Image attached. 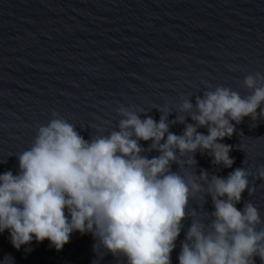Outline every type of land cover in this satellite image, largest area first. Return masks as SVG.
<instances>
[{
	"label": "water",
	"instance_id": "95a60500",
	"mask_svg": "<svg viewBox=\"0 0 264 264\" xmlns=\"http://www.w3.org/2000/svg\"><path fill=\"white\" fill-rule=\"evenodd\" d=\"M257 72L264 74V0H0V174L19 173L17 157L53 112L85 140L118 130L121 106L156 122L162 113L169 122L184 116V124L169 127L181 135L185 124H195L179 111L184 99L195 105L196 96L220 86L243 98L251 94L243 79ZM259 112L255 121L250 116L239 124L230 121L232 136L218 141L231 146V168L213 164L200 150L195 163L184 166L197 176L206 171L209 178L251 171L255 192L245 189L235 206L257 208L262 221L257 230L264 228V180L253 178L264 165ZM197 132L208 134L206 127ZM139 144L146 150L141 155H159L148 151L151 141ZM184 168L171 165L182 175ZM200 196L189 200L171 264H179L193 209L203 223L212 219L211 196ZM95 243L90 233L73 232L59 251L47 239L16 249L5 230L0 264H126L99 245L94 251ZM253 260L262 264L258 256Z\"/></svg>",
	"mask_w": 264,
	"mask_h": 264
},
{
	"label": "clouds",
	"instance_id": "9594fccd",
	"mask_svg": "<svg viewBox=\"0 0 264 264\" xmlns=\"http://www.w3.org/2000/svg\"><path fill=\"white\" fill-rule=\"evenodd\" d=\"M242 83L251 92L243 98L220 86L196 96L195 105L184 99L179 111L195 124H185L181 135L169 127L184 124V116L169 122L162 113L156 122L121 106L118 130L85 140L53 112L46 125L38 126L32 146L17 157L19 173L0 174V233L8 230L16 249L47 239L57 251L73 232L90 233L94 251L99 245L126 258V264H171L189 200L206 193L214 207L208 213L212 219L203 223L193 209L179 264H254L256 256L264 264L259 212L251 203L242 210L235 206L245 189L255 192L249 187L253 173L239 168L227 178H209L206 171L197 176L184 168L195 163L197 150L208 152L213 164L231 168V146L218 142L232 136L230 121L239 124L248 116L255 121L258 108L264 119V74H249ZM198 127L208 134L197 132ZM139 141H151L148 151L159 155H141L146 150ZM173 163L184 168L183 175L171 171ZM257 173L253 178L264 180V165Z\"/></svg>",
	"mask_w": 264,
	"mask_h": 264
}]
</instances>
